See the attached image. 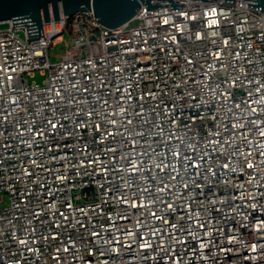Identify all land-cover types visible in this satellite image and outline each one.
<instances>
[{"label": "built area", "instance_id": "obj_1", "mask_svg": "<svg viewBox=\"0 0 264 264\" xmlns=\"http://www.w3.org/2000/svg\"><path fill=\"white\" fill-rule=\"evenodd\" d=\"M174 3L0 29V264H264V11Z\"/></svg>", "mask_w": 264, "mask_h": 264}, {"label": "water", "instance_id": "obj_2", "mask_svg": "<svg viewBox=\"0 0 264 264\" xmlns=\"http://www.w3.org/2000/svg\"><path fill=\"white\" fill-rule=\"evenodd\" d=\"M173 9L181 10L184 3L174 0H0V24L14 21V26L27 25L30 39L44 36V23L52 19L59 21L61 16L74 17L91 13L109 29H117L132 20L142 5L148 10L169 4ZM209 1V0H203ZM235 3V0H226ZM249 6L264 11V0H247Z\"/></svg>", "mask_w": 264, "mask_h": 264}, {"label": "rangeland", "instance_id": "obj_3", "mask_svg": "<svg viewBox=\"0 0 264 264\" xmlns=\"http://www.w3.org/2000/svg\"><path fill=\"white\" fill-rule=\"evenodd\" d=\"M7 27V23H1L0 29H4ZM22 37H24V32L20 33ZM74 38L73 35L67 31L66 34H61L54 39L55 46L51 48V60L52 62L60 61L63 55L66 53L68 48L73 46ZM45 80V76L41 74L40 71H37L34 77L30 78V81H36L41 84Z\"/></svg>", "mask_w": 264, "mask_h": 264}]
</instances>
